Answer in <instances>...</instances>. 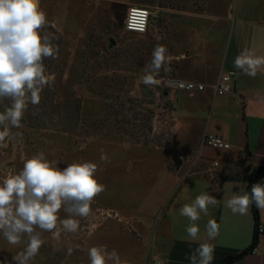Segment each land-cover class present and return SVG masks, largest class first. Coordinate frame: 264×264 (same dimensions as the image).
I'll list each match as a JSON object with an SVG mask.
<instances>
[{"label":"rangeland","instance_id":"obj_1","mask_svg":"<svg viewBox=\"0 0 264 264\" xmlns=\"http://www.w3.org/2000/svg\"><path fill=\"white\" fill-rule=\"evenodd\" d=\"M226 1L40 0L47 16L42 35L58 49L46 68L51 92L47 91L40 128L0 141V180L43 152L60 169L71 163H95L104 191L93 199L86 217H73L79 225L76 232L62 227L58 236L41 232L44 243L29 264H90L88 250L94 246L109 253L115 250L121 264L141 262L146 242L155 237L153 209L162 195L158 152L172 151V120L166 111L170 102L158 81L182 79L178 68L181 74L189 70L172 57L186 49L191 35H201L202 47L210 41L209 25L227 29ZM134 6L152 13L145 35L125 31L127 11ZM157 46L167 49V62L156 82L146 85L144 68ZM209 60L204 58L205 67ZM180 95L172 102L177 109ZM102 154L107 161L101 160ZM133 217L143 221L136 225L140 240L130 234L136 235ZM59 218H68L67 213L61 210ZM25 246L26 238L10 245L0 234V264H15L13 256Z\"/></svg>","mask_w":264,"mask_h":264},{"label":"crops","instance_id":"obj_2","mask_svg":"<svg viewBox=\"0 0 264 264\" xmlns=\"http://www.w3.org/2000/svg\"><path fill=\"white\" fill-rule=\"evenodd\" d=\"M226 2L223 18L227 29L212 23L206 45L198 44L201 35H191L186 49L172 57L189 68L182 74L178 68L180 80H195L206 89L196 93L167 89L172 151L158 152L162 195L153 209L157 227L138 264H189L187 257L206 240L209 220L219 226V235L209 241L215 249L212 264H226L229 258H237L232 264H264V234L256 238L258 226L264 228V208L257 207L256 220L254 203L245 215L233 214L226 207L234 193L250 192L248 174L264 167V67L252 77L234 65L235 57L244 49L264 56V0ZM206 56L210 60L205 67ZM227 71L235 73V88L228 95H216L213 85ZM178 94L177 109L172 102ZM206 134L222 137L231 147L215 149L203 144ZM258 182H264V174ZM202 193L214 196L218 203L209 205L206 215L200 214L195 222L200 228L199 240L192 241L186 232L191 222L180 215V209ZM133 220L136 235L132 231L130 234L140 240L141 230L136 225L143 221Z\"/></svg>","mask_w":264,"mask_h":264},{"label":"clouds","instance_id":"obj_3","mask_svg":"<svg viewBox=\"0 0 264 264\" xmlns=\"http://www.w3.org/2000/svg\"><path fill=\"white\" fill-rule=\"evenodd\" d=\"M46 24L40 0H0V103L10 101V106L0 112V141L10 135V128L21 127L28 104H39L40 93L50 83L43 61L55 58L58 49L48 35H42ZM166 62L167 49L155 47L150 63L144 68L143 82L154 84ZM234 65L255 77L257 70L264 67V56L244 49L235 57ZM107 159L101 155L102 161ZM96 171L97 165L87 161L60 169L40 152L26 159L18 173L0 180V234L10 245L20 244L26 238L23 251L13 256L15 264H29L36 256L44 243L41 232L58 236L60 227L67 232L78 230L73 217H86L93 199L104 191V185L96 179ZM217 203L214 196L202 193L191 204L181 207L180 215L191 222L186 232L192 241L199 240L200 228L195 222L200 214L206 215L209 205ZM253 203L264 208V182L253 184L250 192L242 195L234 193L226 201V207L233 214L245 215ZM61 210L68 218L60 220ZM205 231L206 240L187 257L189 264H212L215 249L209 241L219 235V226L215 220H209ZM88 255L90 264H107L109 260L121 264L115 250L109 253L104 247L94 246Z\"/></svg>","mask_w":264,"mask_h":264},{"label":"built area","instance_id":"obj_4","mask_svg":"<svg viewBox=\"0 0 264 264\" xmlns=\"http://www.w3.org/2000/svg\"><path fill=\"white\" fill-rule=\"evenodd\" d=\"M152 13L145 7H130L127 11L124 27L128 33L145 35L149 31ZM235 73L227 71L223 73L218 81L213 85L216 95L224 96L233 92L235 88ZM160 85L163 84L166 89H173L175 91H184L188 93L203 92L206 86L202 83L184 81L175 78H163L158 81ZM203 144L215 149H229L231 146L225 142L224 139L217 135L206 134L203 137ZM264 234V228L258 226L256 231V238Z\"/></svg>","mask_w":264,"mask_h":264},{"label":"trees","instance_id":"obj_5","mask_svg":"<svg viewBox=\"0 0 264 264\" xmlns=\"http://www.w3.org/2000/svg\"><path fill=\"white\" fill-rule=\"evenodd\" d=\"M133 34V33H130ZM113 44V43H112ZM146 49L148 50L147 47L143 48V51L145 52ZM138 50V49H137ZM142 51V49H141ZM142 53V52H141ZM143 55V53H142ZM136 59L141 60L140 56H136ZM44 66H45V75L47 76L46 73V68L48 66V58H45L44 61ZM51 83H49L48 86H46L43 91L40 93V102L37 105H32L31 103L28 104L27 110L24 113V117L21 121V127L15 128L12 127L10 128V135L9 136H17L19 135V132H24L26 129H38L43 123V115L42 112L44 110V107L46 106V101L48 97V92H51ZM48 91V92H47ZM5 106H10V101L5 100L2 103H0V112L4 111ZM8 136V137H9ZM264 174V167H260L256 170H254L252 173L248 174L247 178L249 181V189L251 190V187L253 184L257 183L259 181L260 176ZM254 216L256 220L258 219V211H257V206L254 204ZM237 258H229L226 260V264H232Z\"/></svg>","mask_w":264,"mask_h":264}]
</instances>
